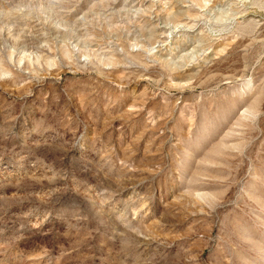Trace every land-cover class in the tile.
I'll return each mask as SVG.
<instances>
[{
    "label": "rangeland",
    "instance_id": "rangeland-1",
    "mask_svg": "<svg viewBox=\"0 0 264 264\" xmlns=\"http://www.w3.org/2000/svg\"><path fill=\"white\" fill-rule=\"evenodd\" d=\"M0 264H264V0H0Z\"/></svg>",
    "mask_w": 264,
    "mask_h": 264
}]
</instances>
